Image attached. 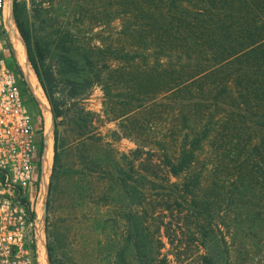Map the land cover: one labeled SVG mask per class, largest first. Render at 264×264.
<instances>
[{"label":"trees","instance_id":"16d2710c","mask_svg":"<svg viewBox=\"0 0 264 264\" xmlns=\"http://www.w3.org/2000/svg\"><path fill=\"white\" fill-rule=\"evenodd\" d=\"M109 3V17L122 23L119 38L114 46H95L96 54L85 55L79 71L88 91L102 87L105 113L136 147L120 152L101 136L91 138L94 121L80 98L74 122L82 153L79 175L103 194L117 192L127 240L144 264H167L160 258L166 243L176 257L193 247L202 251L200 264H219L214 255L219 234L224 241V186L254 189L237 213L246 233L262 216L251 200L264 199V0ZM12 12L57 126L67 115L56 96L60 81L39 52L38 61L31 58L28 21L15 3ZM34 45L37 50L39 43ZM74 64L67 59L64 67ZM105 73L112 79L106 81ZM92 140L101 159L88 152ZM105 146L111 154L103 158ZM44 147L41 142L40 157ZM63 147L56 130L50 190L66 176ZM188 237L195 243L181 240Z\"/></svg>","mask_w":264,"mask_h":264},{"label":"rangeland","instance_id":"374dc122","mask_svg":"<svg viewBox=\"0 0 264 264\" xmlns=\"http://www.w3.org/2000/svg\"><path fill=\"white\" fill-rule=\"evenodd\" d=\"M14 3L23 10L29 24L31 58L38 61V52L44 57L45 66L50 67V71L60 81L56 96L64 102L62 108L67 111L66 116L56 120L55 126L42 81L33 69L11 11L17 32L15 34L23 43V52L15 49L14 38L9 31L6 32L7 48L23 74L25 93L32 114L39 119V138L43 142L49 135L46 155L43 151L38 165L39 175L44 174L47 179L46 190L42 195L43 208H46L44 218L48 263L51 264V256L53 264H122L121 259L125 264H144L143 254L133 250L127 240L124 231L126 223L123 220L125 207L123 201L116 198L117 192H112L110 196L106 192L103 194L102 188L92 184V181L88 184L89 179L85 177L83 180L82 175H79L78 164L82 153L74 125L77 117L75 112L81 106L77 105L76 101L84 98L82 104L94 121L95 131L89 134L91 138L101 136L104 142L110 143V147L113 146L120 152H128L136 147L134 139L123 137L117 122L111 121L105 113L102 87L95 85L88 91L84 80L81 79L84 75L79 71L82 58L85 55L91 58L96 54L95 46H114L115 38H119L118 32L121 31L122 23L109 17V0H14L13 5ZM36 41L39 43L37 50L34 49ZM120 42L122 43L121 39ZM67 59L75 63L73 68L64 67ZM92 71L95 72L94 69ZM104 77L106 81L112 79L109 73H105ZM56 130L60 142L64 145L61 162L66 168V176L60 187L53 186L50 190ZM87 144L88 152L94 160L99 152L97 142L94 144L92 140ZM109 154L111 150L105 146L101 155L105 158ZM243 158L244 155L241 160ZM244 172L242 169V175ZM45 179L42 181L44 184ZM253 192L254 189H246L244 186L232 190L228 185H225L221 192L223 218L220 223L226 245L223 244V236L219 234V248H216V256L214 255L219 264H264V199L258 200L254 195L251 200L252 204L259 208L258 211L262 212L261 219L251 233L245 232L244 222L237 214L247 207L246 203L250 201L248 196ZM105 195L109 199H105ZM209 239L214 238L208 236L207 240ZM181 240L187 244L195 243L190 237ZM164 241L167 242L166 239ZM190 248L185 255L176 257L166 243L160 258L164 256L167 264H200L202 251L199 253V249Z\"/></svg>","mask_w":264,"mask_h":264},{"label":"built area","instance_id":"2783aa9c","mask_svg":"<svg viewBox=\"0 0 264 264\" xmlns=\"http://www.w3.org/2000/svg\"><path fill=\"white\" fill-rule=\"evenodd\" d=\"M11 2L0 0V264H49L42 195L47 179L38 173L41 128L7 48L6 32L17 33Z\"/></svg>","mask_w":264,"mask_h":264},{"label":"bare ground","instance_id":"6f19581e","mask_svg":"<svg viewBox=\"0 0 264 264\" xmlns=\"http://www.w3.org/2000/svg\"><path fill=\"white\" fill-rule=\"evenodd\" d=\"M13 42H14V47H15V49L18 51V52H20V53H22L23 52V43H21V41H20V39H19V37L14 33L13 34ZM23 55V54H22Z\"/></svg>","mask_w":264,"mask_h":264},{"label":"water","instance_id":"95a60500","mask_svg":"<svg viewBox=\"0 0 264 264\" xmlns=\"http://www.w3.org/2000/svg\"><path fill=\"white\" fill-rule=\"evenodd\" d=\"M10 8H11V11H12V9H13V2H11V4H10ZM43 143H44V154L46 155V149L48 148V145H49V135L48 136H46V138H45V140L43 141ZM45 214H46V208L44 207L43 208V215L45 216Z\"/></svg>","mask_w":264,"mask_h":264}]
</instances>
